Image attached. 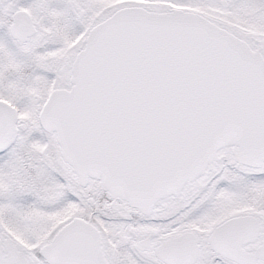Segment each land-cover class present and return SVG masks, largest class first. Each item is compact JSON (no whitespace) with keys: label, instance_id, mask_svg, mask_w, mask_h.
Instances as JSON below:
<instances>
[{"label":"snow or ice","instance_id":"snow-or-ice-1","mask_svg":"<svg viewBox=\"0 0 264 264\" xmlns=\"http://www.w3.org/2000/svg\"><path fill=\"white\" fill-rule=\"evenodd\" d=\"M0 264H264V0H0Z\"/></svg>","mask_w":264,"mask_h":264}]
</instances>
